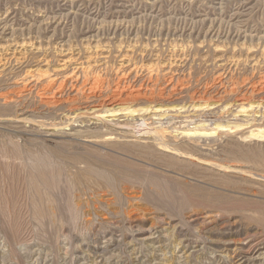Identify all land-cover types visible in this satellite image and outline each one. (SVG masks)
<instances>
[{
    "label": "rangeland",
    "instance_id": "obj_1",
    "mask_svg": "<svg viewBox=\"0 0 264 264\" xmlns=\"http://www.w3.org/2000/svg\"><path fill=\"white\" fill-rule=\"evenodd\" d=\"M0 48V264H264V0H0Z\"/></svg>",
    "mask_w": 264,
    "mask_h": 264
},
{
    "label": "bare ground",
    "instance_id": "obj_2",
    "mask_svg": "<svg viewBox=\"0 0 264 264\" xmlns=\"http://www.w3.org/2000/svg\"><path fill=\"white\" fill-rule=\"evenodd\" d=\"M23 46V45H22ZM21 46V47H22ZM9 47V46H8ZM24 47V46H23ZM1 49V48H0ZM2 50V49H1ZM0 50V51H1ZM9 50V49H8ZM17 58V57H16ZM88 59V58H87ZM123 60V59H122ZM73 61H74V59H73ZM87 63H88V61H87ZM59 64V63H58ZM44 65V64H43ZM72 65H75V69H79L80 68V65L81 64H78V63H73L72 62V59H70V58H64L62 61H61V64L60 65H58L55 69H54V72H56V73H61V72H63L66 68H69V67H71ZM122 65V64H121ZM45 66V65H44ZM40 67V66H39ZM83 67V66H82ZM73 68V69H74ZM80 70V69H79ZM33 73H34V75H33V77L34 76H40V74L41 73H39V71L38 70H33L32 71ZM65 72V71H64ZM73 72V71H72ZM57 74V75H58ZM49 79V78H48ZM46 86V85H45ZM50 88V87H49ZM91 88H93L92 86H90V90H92ZM13 94V93H12ZM79 94V93H78ZM83 94V93H82ZM72 96V95H71ZM74 96V95H73ZM80 96V95H79ZM88 97V96H87ZM7 99V98H6ZM19 99V98H18ZM94 99V98H93ZM90 100V99H89ZM120 100V99H119ZM123 100V99H122ZM76 101V100H75ZM198 101V100H197ZM132 103V102H131ZM128 105H130V104H128ZM102 106V105H101ZM239 106V105H238ZM251 106V105H250ZM193 107H195V106H193ZM199 107V106H198ZM104 108H105V106H104ZM103 107H100V106H91L90 108H88L87 107V109H86V111H85V113H87L88 111H90V110H92V112L94 113V114H96V113H100V114H98V115H100V116H98V117H101L102 118V120L103 119H105V118H107V117H113L114 115H116V113L118 112V111H125V113H126V115L128 116V115H134V113H136V112H140V111H144V112H146V111H148V108H146V109H140V110H134V109H131V107H128V106H123L122 104H120L119 102L118 103H112V102H110V104L108 105V108L106 107V109H104ZM116 108V109H115ZM242 108V107H241ZM104 109V110H103ZM158 108H156L155 110H157ZM67 110V109H66ZM76 110V109H75ZM80 110V109H79ZM77 111V110H76ZM74 112V111H73ZM73 112H70V113H73ZM78 112V111H77ZM79 113H81L80 111H79ZM92 113V114H93ZM118 115V114H117ZM96 116V115H95ZM97 117V116H96ZM219 128V127H218ZM156 131H154V134H153V138H154V140L155 141H159L161 138H162V136L161 135H159V134H161V133H159L158 132V134L157 133H155ZM185 133V132H184ZM190 133V132H189ZM207 133V132H206ZM194 134V133H193ZM195 134H197V133H195ZM250 137H254V138H258V139H264V132H258V133H256V134H253V133H251L250 132ZM162 147H165L166 148V146L164 145H161ZM20 156H23V155H20ZM33 161H34V159H33ZM36 162V161H35ZM29 163V162H28ZM32 163V162H31ZM38 163H40V164H47V161H44V160H42V159H39V162ZM35 169V168H34ZM39 179V178H38ZM43 182V181H42ZM30 183V182H29ZM45 183L46 184H48V182L47 181H45ZM33 184V183H32ZM45 184V185H46ZM34 185V184H33ZM40 185H42V184H40ZM32 186V185H31ZM36 187V186H35ZM2 203V202H1ZM47 203V202H46ZM25 205V204H24ZM7 211V210H6ZM4 212V211H3ZM9 214V213H8ZM11 231V230H10Z\"/></svg>",
    "mask_w": 264,
    "mask_h": 264
}]
</instances>
